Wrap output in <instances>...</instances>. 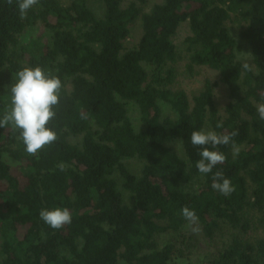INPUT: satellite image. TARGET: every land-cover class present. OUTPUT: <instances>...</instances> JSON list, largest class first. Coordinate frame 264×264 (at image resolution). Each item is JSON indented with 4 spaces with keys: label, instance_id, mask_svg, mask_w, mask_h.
Here are the masks:
<instances>
[{
    "label": "trees",
    "instance_id": "1",
    "mask_svg": "<svg viewBox=\"0 0 264 264\" xmlns=\"http://www.w3.org/2000/svg\"><path fill=\"white\" fill-rule=\"evenodd\" d=\"M182 63L216 78L177 89ZM37 66L62 82L57 140L31 156L0 128V264H264V0H40L24 19L0 0V118L16 73ZM200 130L238 133L235 157L208 146L227 159L207 175ZM57 207L72 222L53 230L39 213Z\"/></svg>",
    "mask_w": 264,
    "mask_h": 264
},
{
    "label": "clouds",
    "instance_id": "2",
    "mask_svg": "<svg viewBox=\"0 0 264 264\" xmlns=\"http://www.w3.org/2000/svg\"><path fill=\"white\" fill-rule=\"evenodd\" d=\"M11 5L13 0H7ZM21 19H24L27 12L40 4V0H15ZM243 70L250 71V65L244 63ZM10 109L0 118V128L11 125L13 130H19V139L24 145V151L31 156L37 154L46 146L53 144L57 140V134L47 125L56 116L55 107L59 104L60 92L62 89L61 80L51 72L39 66L35 68L24 67L16 73V82L10 86ZM261 103L256 107L258 118L264 121V96ZM217 128H222L223 124L217 123ZM238 133L219 134L215 131H193L190 143L201 150L198 155L200 159L196 162V168L202 175L213 172V169L226 161L224 153L216 149L218 146H227L232 143V154L235 157L239 149L236 147L233 138ZM61 171L66 169V165H59ZM213 190L219 192L224 197L231 195L235 188L229 178L221 171H216L212 175ZM182 217L188 222V226L196 233L198 227H192L198 222L195 210L187 206L181 209ZM40 219L53 230L62 229L72 222V215L67 208H54L52 210L42 209L39 213Z\"/></svg>",
    "mask_w": 264,
    "mask_h": 264
},
{
    "label": "rangeland",
    "instance_id": "3",
    "mask_svg": "<svg viewBox=\"0 0 264 264\" xmlns=\"http://www.w3.org/2000/svg\"><path fill=\"white\" fill-rule=\"evenodd\" d=\"M63 1H66V0H63ZM152 1L157 2L158 0H152ZM239 56H240V59L244 61V63H248L249 65L253 64L249 49L244 48L242 52L239 54ZM185 64L184 63L181 64L182 66L180 69L181 75L178 79L177 89H181V90L184 89L189 92H198L199 90H201V88H203L204 83L207 79L214 80L216 78L213 72L206 70V69H201V70L197 69L194 75L191 76L188 73H186V69L184 68ZM219 95H220L219 103L222 107L226 103V94L221 90L219 91ZM132 167L134 169L138 168L137 164L135 163L133 164ZM204 259H205V253H200L197 257L192 259V262L200 264V262H202V260Z\"/></svg>",
    "mask_w": 264,
    "mask_h": 264
}]
</instances>
